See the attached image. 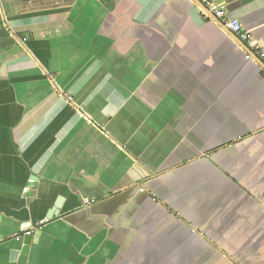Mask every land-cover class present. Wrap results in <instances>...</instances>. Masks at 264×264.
<instances>
[{
  "label": "crops",
  "instance_id": "1",
  "mask_svg": "<svg viewBox=\"0 0 264 264\" xmlns=\"http://www.w3.org/2000/svg\"><path fill=\"white\" fill-rule=\"evenodd\" d=\"M244 51L197 0H0V264H264Z\"/></svg>",
  "mask_w": 264,
  "mask_h": 264
},
{
  "label": "built area",
  "instance_id": "2",
  "mask_svg": "<svg viewBox=\"0 0 264 264\" xmlns=\"http://www.w3.org/2000/svg\"><path fill=\"white\" fill-rule=\"evenodd\" d=\"M199 4L207 11L218 24L224 26L230 34L234 35L236 39L243 45L244 47V59L247 61H260L264 63V52L260 49V47L252 42V37L248 31H245L238 20L230 19L227 20L225 18V12L223 8L215 3L212 0H197ZM10 37H14L13 33H10ZM23 42L26 38L22 39ZM32 230L25 229L24 235L30 236L32 234ZM16 240L20 239V236H16Z\"/></svg>",
  "mask_w": 264,
  "mask_h": 264
},
{
  "label": "water",
  "instance_id": "3",
  "mask_svg": "<svg viewBox=\"0 0 264 264\" xmlns=\"http://www.w3.org/2000/svg\"><path fill=\"white\" fill-rule=\"evenodd\" d=\"M231 35H232V34H231ZM232 36L235 38V40H237L236 37H235L234 35H232ZM237 41H238V40H237ZM238 42H239V41H238ZM25 244H26V243H25Z\"/></svg>",
  "mask_w": 264,
  "mask_h": 264
}]
</instances>
